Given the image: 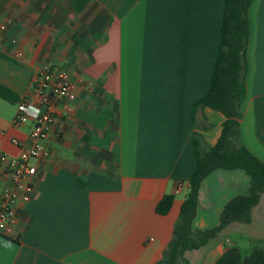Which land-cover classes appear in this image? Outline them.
I'll use <instances>...</instances> for the list:
<instances>
[{"label":"crops","instance_id":"obj_1","mask_svg":"<svg viewBox=\"0 0 264 264\" xmlns=\"http://www.w3.org/2000/svg\"><path fill=\"white\" fill-rule=\"evenodd\" d=\"M224 2L0 0V83L17 95L0 97V153L17 156L13 140H30L32 118L13 120L21 101L39 105L34 85L43 70L65 72L74 93L57 103L50 155L36 162L30 202H20L12 235L0 234V264L163 257L196 167L195 139L201 150L215 145L226 120L196 105L211 84ZM249 22L240 138L264 162V0L252 1ZM249 189L244 169L213 171L201 184L193 227L217 226L225 204ZM168 194L173 205L159 214ZM261 203L264 192L251 222L230 223L181 264H214L238 246L230 234L254 226Z\"/></svg>","mask_w":264,"mask_h":264},{"label":"trees","instance_id":"obj_2","mask_svg":"<svg viewBox=\"0 0 264 264\" xmlns=\"http://www.w3.org/2000/svg\"><path fill=\"white\" fill-rule=\"evenodd\" d=\"M253 0H225L220 43L210 87L196 105L222 112L224 121L217 143L206 150L196 146V167L188 178V193L181 205L172 239L163 257L155 264L188 263L187 251L209 243L232 222H251L252 209L264 192V162L245 147L240 138L241 107L245 99L246 51L250 34L249 8ZM0 97L14 102L16 93L0 83ZM219 168L244 169L250 176L247 194H238L224 206L220 222L207 229H195L199 193L203 180ZM174 195H165L157 204L159 214H167ZM214 264H264V248L254 247L243 257L238 246H230Z\"/></svg>","mask_w":264,"mask_h":264},{"label":"built area","instance_id":"obj_3","mask_svg":"<svg viewBox=\"0 0 264 264\" xmlns=\"http://www.w3.org/2000/svg\"><path fill=\"white\" fill-rule=\"evenodd\" d=\"M5 29V26H1ZM18 57L22 53H17ZM34 90L38 96V106L27 99L18 105L14 125H21L29 118L33 120L30 140L20 145V153L12 156L0 153V234L10 236L14 232L20 202H30L33 182L37 175V163L49 157V126L56 119V106L60 100L74 98L72 84L65 72L54 73L45 69L37 78ZM180 188L176 190L179 193Z\"/></svg>","mask_w":264,"mask_h":264},{"label":"rangeland","instance_id":"obj_4","mask_svg":"<svg viewBox=\"0 0 264 264\" xmlns=\"http://www.w3.org/2000/svg\"><path fill=\"white\" fill-rule=\"evenodd\" d=\"M264 203L255 211V223L253 225H244V228L238 232H233L230 237L237 242L242 256H248L254 247L264 248V239L259 241L262 233H264V215L262 214Z\"/></svg>","mask_w":264,"mask_h":264}]
</instances>
